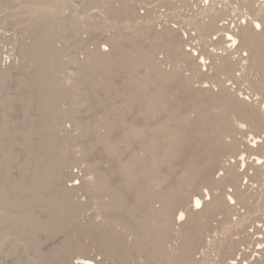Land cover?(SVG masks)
<instances>
[{"label":"rangeland","instance_id":"obj_1","mask_svg":"<svg viewBox=\"0 0 264 264\" xmlns=\"http://www.w3.org/2000/svg\"><path fill=\"white\" fill-rule=\"evenodd\" d=\"M127 1L131 4L119 1L96 4L88 3L87 0H67L62 3L59 19L57 17L62 28L54 34L55 48L48 50L49 61L44 66L48 78L53 81L48 97L50 105L46 106L42 103L44 91L40 83L34 81L42 69L24 48V43L31 42L35 37L31 29L27 28L26 16L20 14L28 3L17 2L7 6L5 0H0V187L11 189L14 183L24 184L21 187L24 193L21 188H15L11 194L12 198L20 197L26 206L23 203V207H13L10 211L20 215L27 208L29 221L32 219V223L29 222L32 225H20L16 217L5 219L3 210L0 211V264H74L80 256L94 258L98 261L96 264H157L141 255L137 249L141 245L137 237L142 231L136 219L150 209L141 200V196L149 198L153 194V190L147 187L148 177L139 176L138 188L122 185L126 181L124 166L127 163L139 158L140 171V167L143 170L145 164L152 161V154L145 149V140L157 137V134L148 133L146 137L132 135L130 139H127V134L133 125L137 129L147 125L151 128L167 118L179 119L185 115H189L192 121L185 126L186 133L178 144L176 155L168 162L157 164V169L166 178L155 189L169 193V210L175 222L166 248L186 245L183 244L186 236L180 235L186 229L182 225L185 217L180 221L179 214L184 211L188 219L196 195L210 200L205 194L207 190L211 191L212 197L235 194L233 184H213L227 174L225 170L234 162L233 166L237 165L240 169L242 188L250 191V196L247 193L248 202L240 204L241 200L235 198L234 207V202H228L232 209L224 206L203 216L197 224L187 225V239H191V234L199 229H204L210 247L199 252L202 244L206 243L198 242L194 251L184 259V264H194L192 256L206 258L203 264H219L224 255L225 242L230 239L237 242L233 251L235 255L231 256L237 257L239 263L264 264V170L258 174L254 160L256 155L264 158V149L258 146L252 148L253 136H264V133L254 130L243 116L237 115L234 101L226 99L222 102V97L229 91L230 95L234 92L232 95L236 97L248 96L249 100L253 99V102L264 106V91H256L258 84L264 83V72L260 68L264 64H245L243 59L242 70L236 72L242 75L239 79L229 78L225 73L219 74L212 62L202 66L204 68L192 67L179 60L178 55L170 49L166 51L171 46V40L177 39V35H170V40L154 39L155 31L174 25L178 29L181 27L178 34L184 35L185 48H191L189 43L192 44L195 38L189 34L194 33V30H186L184 33L182 27H187V14L192 11L185 7L178 12L173 7L175 3H181L178 0ZM240 2V6L244 7L246 0ZM248 6L253 7V2L248 3ZM242 12L247 15L246 9ZM72 20L79 24L70 25ZM64 26L67 29L64 30ZM118 34L122 40L121 50L114 49L113 39ZM256 42L261 43L262 40L256 37ZM196 43L202 49L201 40L196 38L193 44ZM135 45L144 51H153L157 70L167 72L176 68L174 79L165 80L162 74L153 71L150 75H158L154 82L157 85H150L148 90L141 93L136 80L139 78V84L148 68H133L127 58L128 52H122L129 51V47L133 49ZM215 45L211 42L207 47L218 51V45ZM254 49L252 47L250 51ZM240 52L244 53L242 50ZM157 86H165L168 94H173L172 97H166V110L154 117L152 113L143 114L141 110ZM28 100H31L30 104ZM261 100L262 103H259ZM215 101L219 103L218 108L210 110L208 106ZM223 103H227V109ZM230 115L243 120L242 128L235 134L238 146L236 151L220 143L222 138L227 141L232 139V136L225 135L227 129L224 128ZM147 118L149 122H146ZM182 124L179 123V127H184ZM244 157L247 164L243 165L240 158ZM238 164L241 165L238 167ZM51 171L53 178L48 180L46 175ZM255 173L257 175H253ZM40 179L45 181L46 187L41 185L38 191L32 188L25 193L24 186L38 183ZM103 180L108 182L112 191L119 190L124 200L123 206H105V203L112 202L113 194L100 187ZM92 184L97 187L87 188ZM68 188L71 189L69 192ZM49 198L56 199V203L59 200L65 203L61 218L54 225V228L58 226L59 229L55 232L50 228L36 230L35 219L47 222L52 216L59 217L58 210L48 202ZM164 203L162 198H157L152 206L162 208ZM134 207L136 210H133ZM156 231H160V228ZM114 252L122 258L117 260L112 255Z\"/></svg>","mask_w":264,"mask_h":264},{"label":"bare ground","instance_id":"obj_2","mask_svg":"<svg viewBox=\"0 0 264 264\" xmlns=\"http://www.w3.org/2000/svg\"><path fill=\"white\" fill-rule=\"evenodd\" d=\"M66 1L67 0H5V3L7 4V6H9L10 3H17V2L28 3L27 6L25 5L24 10L22 9L23 11L20 12V14L22 16H26V18L24 17V19H25V22L27 24V28L31 29L30 32L33 33V35H35V37L32 38L31 42L24 43V48L26 49V52L31 54V56L34 58L35 61L37 60L36 63L38 62V66H40V69H42V72L40 70L37 77L35 75L36 79H34V81L37 80L36 83L39 82L40 83L39 85H41L40 87H42L41 88L42 91H44V95H43L44 98H43L42 103L46 106L50 105V101H49L48 97L50 94V90L52 88L51 83L53 81H52V79L50 80V78H48V75H47L48 72L46 71V68L44 66L47 64V61H49V60H47V58L49 56L48 50L55 48L53 45V41H54L56 35L54 36V34L60 30L59 28H62L61 24L59 23V20H58L59 19L58 15L60 14L62 3H66ZM87 1H88V3H96V4L97 3H115L116 1L123 2V3H130L127 0H87ZM178 1H180L181 3L179 4L177 2V3H175V5H173V3H171L173 5V7L175 9H177L178 12H179V10H182L185 7L189 8V10L192 11L191 14H189V13L187 14V18H186V22H185L187 27L185 28L184 25L182 27V29L185 30L184 33H186V30H188V31L194 30V33L191 32L189 35L191 37L195 38L194 40H196V38L200 39L201 43L203 44V47H202V49L199 48L200 46L199 45H198L199 47L197 46L198 43H196L194 45L193 44L194 40H193L192 41L193 45L190 44L191 42L189 43V45H191L192 47L189 49H186L185 48L186 42L184 39V35H182V33L178 34L180 32L179 29L181 27L178 29V28H175L174 25H172V26L168 25V26H165L164 29H162L160 31H155V35H154V39L159 40V41L162 39L163 40L164 39L170 40V35H177V39L175 41L171 40V44L169 42V44L171 46H168V48H166V51L170 49L173 53L178 55L179 60H182V61L190 64L192 67H195V68L200 67V66H201V68H204L202 66H206L207 64L212 62V65H215L216 70L218 71L219 74L225 73L227 76H229V78H238L239 79L242 76V75H237L236 72H237V70H239V71H240V69L242 70V68H243L242 66L244 65V63H242L243 59L246 61L245 64H249L250 62L252 64L253 63L254 64H260L261 66L264 64V60H262V57H264V0H252V1L246 0V2H244V7H243V5L240 6V3H241L240 0H178ZM250 2H253V7H251V8H249L250 4L248 6V3H250ZM245 3H247V4H245ZM246 5H247V7H246ZM109 7H110V5H109ZM102 9H104V7ZM245 9L247 11V15L244 14V12H242ZM247 9H249V11ZM111 11H112V9H111ZM118 11H120V10H118ZM184 15H186V14H184ZM57 17H58V19H57ZM74 19H75V17H74ZM60 21H62V20H60ZM61 23H63V22H61ZM77 23L78 22L72 20L70 25H74V24L76 25ZM67 25H69V24H67ZM91 26H93V24ZM78 27H79V25H78ZM63 28H64V30L67 29V27H65V26ZM93 28H94V26H93ZM136 33H137V31H136ZM121 35H123V34H121ZM186 36H188V35L186 34ZM189 37H188V39H189ZM256 37H259L262 40V42L261 43L256 42ZM188 39L186 40L187 43H188ZM121 41H122L121 36H119V34H118V36L113 39L114 49L119 50L120 47H122ZM48 42H49V45L47 44ZM211 42L214 45L215 44L218 45V51H213V49L210 50L209 47H207V44H209ZM252 47L255 49L251 52L250 48H252ZM220 49H221V51H219ZM239 50L244 51L243 54L240 52V54L243 55L244 57L243 56L241 57V55L239 54ZM56 51H59V50H56ZM122 52L123 53L128 52L127 58H129V62L133 68L136 69V68H140L141 66H146L148 68L147 74L145 75L144 78H142V81L140 80L139 84H138L139 78H138V80H136L138 90L141 93L148 90V88H147L148 86L157 85V84H154V82L156 79H158V75L155 77L151 76L150 75L151 72L153 73V71H157V73L162 74L161 76L165 80H169L171 78L174 79V76L177 74L176 68L172 69L171 71H167V72L162 71V70H157L156 69V63H155V56H154L153 51L147 52V50L144 51L135 45L133 49L131 48V50H130V47H129V51H123L122 50ZM237 53H238V55H236ZM138 54H139V57H138ZM233 54H234V56H232ZM110 55H112V54H110ZM135 55H136V57H135ZM200 58H201L200 61L197 60ZM207 60H210V61H207ZM206 68H208V67H206ZM213 68H214V66H213ZM260 68L264 72V66H262ZM109 76H110V74H109ZM128 76H129V73H128ZM216 79H217V77H216ZM263 80H264V75H263ZM130 82H131V80H130ZM36 83H34V84H36ZM164 87H160V86L158 87L157 86L156 90H154V92L151 95H149V98L147 99V101L145 102V104L143 106V109L141 110V112L143 114L152 113L153 117H154V116L160 114L159 112H163L164 110H166V106L168 104L166 97H167V95L172 97L173 94L172 93L168 94V92L165 90L166 88H164ZM53 89H54V84H53ZM38 90L40 92V89H38ZM78 90H79V88H78ZM42 91H41V93H42ZM256 91H258L260 93L263 92L264 91V83L258 84V86L256 87ZM52 94H54V93L52 92ZM132 94H135V93H132ZM232 94H234V92L233 93L231 92V95H230L229 91H227L226 95H224L222 97V102H224V100H226V99H231L232 101H234V104L237 105V110H238L237 115L243 116L245 118V121H247V123L250 124V126L254 130H256V131L260 130L261 132L264 133V117H263L264 106L258 105L257 104L258 102H256V103L253 102V99L249 100L248 96L247 97H238V96L236 97L235 95H232ZM10 102H12V101H10ZM30 102H31V100H28V104H30ZM260 102L262 103V100L259 101V103ZM225 104H227V103H223L224 107L226 106ZM218 106H219V103L215 101V102H213L212 105H210L208 107L210 108V110H212L214 108H218ZM225 108L227 109V106ZM47 110H48V108H47ZM210 112H212V111H209L208 113H210ZM72 114H74V113H72ZM205 115L206 114H204L203 117H205ZM191 121L192 120H191L189 115L181 116V117H179V119L178 118L177 119L167 118V119L159 122L158 124H156L154 127H151V128L148 125L145 126L146 128L145 127L144 128L138 127V129L134 125L130 126L128 134H127V139H130L132 137V135H134V136L145 135L144 137H146V135L148 133L149 134L151 133L153 135L157 134V137H154V138L151 137V139L145 140V143H146L145 149L150 154H152V161H150V163H148V164H145V166L143 167V170L140 167V171L138 170V166H140L139 158H137V159L135 158V159L131 160L129 163H127L124 166L126 181L122 184L126 187L129 186L130 188L131 187L132 188H134V187L138 188L137 184H138L139 176L143 175L145 177H148V179H147V185L148 186L147 187L149 189L153 190V194L149 198H146L147 196H141V200L146 202V205H148V207L150 209H148V212L144 216L138 217V219H136L138 225L141 226L140 229L142 231L141 233L138 234V237H137V240L139 238V240L141 241V245L139 247L137 246V249L141 253V255L147 256V258L149 260H153L154 262L156 261L157 264H184V259L187 258L191 254V252L194 251L196 245L200 241L202 243H206V244H204V245L202 244L204 249H203V247H200L202 250H199L200 248L198 250H199V252L205 251L206 247H208V248L210 247V243L206 241V237L204 236V229H199V231H196L197 233L194 232L193 234H191V239H187V234H188L187 225L190 226L192 224L193 225L197 224L199 221H201L203 216L209 215L214 210L223 208L224 206L226 208L230 207L232 209V207H234V205H236L235 202L237 199H235V198H238L239 201L241 200L240 204L241 203L243 204L247 201V195L249 194L248 196H250V193H249L250 191L248 192V191H246L247 189L245 190L242 188V185H241L242 182H240V175L241 174L239 173L240 169L238 170L237 165L233 166L235 164L234 162H233V165H231L232 163L229 164L230 167H228L227 171L225 170V172L227 174L225 173L226 175L223 178H221V176H220L221 179L215 180L213 182V184H216L215 186H217L220 183H224V182H227V185H228V183L233 184L235 187V194H232V192H231L232 195H229V197L228 196H221V197H215L214 196V197H212L211 191L207 190L205 192V194L207 196H209V198H211L210 200H206L204 196L196 195L193 199V205L191 206L188 219H186V214L184 211H181L179 214V220L180 221H183V218L185 217V221L183 222L182 225L183 226L185 225L186 229L182 230L183 233L180 232V235L186 236V240L183 241V244L186 243V245H184L181 248L180 247H178V248L175 247L174 249H169L168 247L166 248L167 240L171 236V234H172L171 232H173L175 222H174V219L172 217V213L169 210V207L171 204V201L168 199L169 193L168 192L164 193L160 190L155 189V187L160 186L161 182L166 178L165 175L161 174V172L159 171L160 169L159 170L157 169V164L163 163V162H168V161H170L171 157H174L176 155V152L178 150L177 149L178 144H180V141H182V138H184L185 133H186L185 126L190 124ZM146 122H149V118H147ZM241 122H243V120H240V118H235L232 115H230L227 118V120L225 121L226 125L224 128L227 129V132H225V135L226 136H232V139H231V141H227L224 138H222L220 140L221 144H223L224 146H227L228 148H230L234 151H236V149H238L237 139L235 137V134L237 131H239L242 128ZM179 123H183L182 125H184V127L183 126L179 127V125H178ZM218 124H219V122H218ZM228 125H230V126L228 127ZM31 132H29V133L31 134ZM0 134H1V132H0ZM259 134L262 135V133H259ZM26 137H28V136L26 135ZM259 137H261V138H259ZM259 137L253 136V142L254 143L252 144L253 145L252 148H254V146L255 147L258 146L262 150V149H264V136H259ZM250 141H252V140H250ZM261 156L262 155H260V156L256 155L257 158H254V160L256 159V161H255L256 166L255 167H256L258 174H260L261 172H263L262 170H264L263 169L264 168V158H262ZM245 157L240 158L242 160L243 165L246 163V160H247V159H245ZM253 157H255V155ZM140 160H142V159H140ZM250 163H252V162H250ZM255 164H251V165L254 166ZM240 165L238 164V167ZM50 167H52V166H50ZM245 167H246V165H245ZM247 167H248V165H247ZM51 170H54V169H51ZM252 170H255V169H252ZM247 172H248V170H247ZM263 174H264V172H263ZM248 175H250L249 172H248ZM253 175H257V174L255 173ZM222 176H223V174H222ZM46 177H48V180L50 178H53L52 171L50 174H47ZM182 177H184V176H182ZM260 177L262 178V176H260ZM44 179H43V181H44ZM263 179L264 178H262V180ZM103 181L104 182H102L103 184H101L100 187L105 188L108 191H111L113 194L112 202H110L109 204L105 203V206H107V205H119L120 207L123 206L124 200L121 199L120 193L118 192L119 190L117 191V189H116V190L112 191L111 186H110V188L108 187V184H107L108 182L106 180H103ZM189 182H190V179H189ZM23 185L24 184L16 185V183H14V185H13L14 187L13 188L11 187V189H7L6 186H4L3 188L0 187V190H1L0 191V193H1V195H0V211L3 210L4 214L2 213V215H3V217H5V219L6 218L12 219V218L16 217L17 219L15 218V220H18L20 225L26 223V226H27V224L29 222L32 223V219H30V221H29L30 215H29L27 208L24 209L25 211H22L23 213L20 215L14 214L10 211V208H13V207L14 208L15 207L16 208L21 207V206L23 207L24 202H22L21 198L20 197L12 198L13 193L11 194L13 189L21 188V187H23ZM41 185L43 187L47 186L45 181L42 182L40 179L38 181V183L24 186V187H26V188H24V191H25V193H26V191L30 192V190L32 188H33L32 190L38 191L40 189ZM190 185L191 184L189 183V186ZM240 185H241V187H240ZM248 185H245V186H247V188H249ZM96 187H97L96 184H92L91 186H89L87 188L95 189ZM186 187H188V186H186ZM21 190H22V188H21ZM70 190L71 189L68 188L67 191L69 192ZM15 192H16V190H15ZM22 192H23V190H22ZM18 193L20 194V192H18ZM157 198L158 199L162 198L164 200L165 203H164V206L162 208H154L152 206V202ZM56 199L49 198L48 202L51 203L50 204L51 206L55 207V210H58L59 217L56 215L52 216L51 219H49V221H47V222L43 221L41 219H35L34 225H36L35 226L36 230L50 228V230L53 229V232H55L59 229L58 226H57V228H54V225L55 226L57 225V224H55V222H57L56 220H58V219L60 220L61 210H62L63 205L65 203L63 201H60V200L56 203V202H54V201H57ZM66 199H64V200H66ZM69 199H67V200H69ZM137 199H138V195H137ZM23 200H25V199H23ZM26 200H28V199H26ZM229 201H231V203H233L235 201L232 207L229 206V204H230V203H228ZM68 202H70V201H68ZM44 203H46V202H44ZM137 203H138V201H137ZM24 205L26 206V203H24ZM133 210H136V208L134 207ZM247 212L249 213V210H247ZM246 213H244V214H246ZM258 213H260V211ZM2 215L0 214L1 217H2ZM34 217H36V216L34 215ZM245 217H247V216H245ZM230 219H231V217H230ZM237 219H239V218H237ZM232 220H233V218H232ZM235 221H237V220H235ZM242 221L243 220L241 219V223H242ZM1 222L2 221L0 220V223ZM31 223H29V224H31ZM238 223H239V221H238ZM59 224L60 223H58V225ZM255 226H257V225H255ZM159 228H160V231H156ZM257 228L259 229V227H257ZM226 238H228V237H226ZM146 240H148V241H146ZM235 243H237V242L234 240H231V239L228 240L227 242H225V248L223 250L224 255L222 258H220L221 260L219 261V264H238L239 263V261H237V257L231 256L232 254L235 255L233 253L234 248L236 246ZM109 244L110 243H108L107 246ZM221 249L222 248H220V250ZM112 255L116 256L117 260L122 258V256L117 254V252H114V254L112 253ZM193 255H194V253H193ZM226 255H228V256H226ZM192 258H193L194 264H203L205 261H207L206 258L201 259L202 257L198 258L197 256H195V257L192 256ZM229 259H231L232 261L231 260L228 261ZM97 262L98 261L94 258H91L88 256H85V257L80 256V257H78V261L74 262V264H96ZM239 264H244V263L240 262Z\"/></svg>","mask_w":264,"mask_h":264}]
</instances>
